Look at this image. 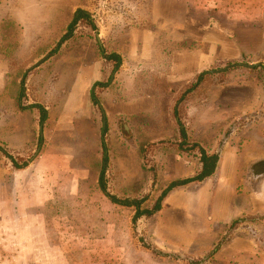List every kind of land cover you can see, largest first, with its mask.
I'll list each match as a JSON object with an SVG mask.
<instances>
[{"label": "rangeland", "instance_id": "obj_1", "mask_svg": "<svg viewBox=\"0 0 264 264\" xmlns=\"http://www.w3.org/2000/svg\"><path fill=\"white\" fill-rule=\"evenodd\" d=\"M15 4L25 10L26 21L29 19L26 25L18 15L17 22L8 19L7 9ZM77 8L88 11L98 29L89 30V22L82 19L74 38L60 45L68 31L71 12ZM0 17V52L6 54L5 59H0V72L13 75L22 68H27V72L36 71L37 74L28 78L27 85L32 88L40 82V93L32 88L26 98L34 102L40 99V103L50 106L53 112L61 106L60 102H55V94L58 93L59 100L60 93L65 99L72 86L71 73L79 65L74 59L78 54L80 59L85 58L83 54L91 51L87 40H95L97 33L105 51L122 53L129 71L137 70L145 90L151 86L150 81L155 80V55H159L156 58L158 71L163 72L168 66L164 57L173 50L190 45L192 50H205V40L216 37L235 40V33L250 34L254 43L260 37L264 39V0H0ZM23 32L32 41L30 61H24L27 51L15 45ZM238 49V58L210 65V71L223 70L222 76L207 77V83L199 85L201 92L199 88L193 89L181 106L180 115L187 125L190 118L194 121L206 112L209 119L218 120L217 123L207 122L202 148L218 154L225 150L236 152L241 169L237 191L239 199H245L240 191L241 182L253 179L248 167L259 159L253 155L264 152V50L253 48L249 52L240 45ZM19 81L20 77H0V88L6 86V91L0 94V113H3L0 138L1 131L8 132L10 122L11 136L16 123L30 126L28 129L32 127L27 147L9 148L7 142L0 141V264H264V237L256 238L262 253L240 252L231 260L221 261L213 252L223 239L216 227L212 232L209 229L208 233L197 235L196 241L184 247L183 229H176L175 244L172 240L168 242L170 235L163 232L165 226L163 231L157 232V210L133 220L136 212L133 206L117 204L100 190L94 172L98 168L94 162L97 166L99 157L93 158L90 164L89 160L85 162V178L74 182L72 189L69 164L72 147L65 155L57 150L51 154L66 161L62 166L46 165L48 174L58 170L57 174H51L55 182L50 180L51 175L46 177L47 173H43L42 182L32 180L35 169L39 168V125L34 110L27 114L17 111V90L14 88L9 95L7 93V89L17 86ZM234 87L256 88L259 92L256 106L242 111L233 108L229 94L223 102L230 103L229 108L211 110L221 89ZM197 123L190 128L199 138L204 127ZM141 124L146 123L143 120ZM118 125H113L116 133L108 144L111 142L115 153H118L116 150L138 149L140 174L137 181L121 183L113 161L112 174L108 170L105 176L107 192L120 201H141V209L150 211L163 191L155 186L160 162L155 158V142L145 141L140 146L135 126L129 124L130 132L125 135ZM194 148L192 156L197 152ZM160 149H168V146L161 145ZM112 160L119 162L116 156ZM13 161L21 168L34 162L29 170L31 175L19 174ZM45 163L42 159L41 165ZM257 180L255 177V182ZM244 217L247 216L238 219L244 220Z\"/></svg>", "mask_w": 264, "mask_h": 264}, {"label": "crops", "instance_id": "obj_2", "mask_svg": "<svg viewBox=\"0 0 264 264\" xmlns=\"http://www.w3.org/2000/svg\"><path fill=\"white\" fill-rule=\"evenodd\" d=\"M15 5L7 9L8 19L17 22L16 15H18L26 25L29 19L26 21L28 17L24 15L25 10L19 5H16L18 8H15ZM19 8L22 11H19ZM77 9L71 12L67 30ZM84 11L88 15L90 14L88 11ZM80 23L81 21L76 23L70 37L66 40L61 38L60 45L71 37L74 38L73 34ZM87 25L91 31L98 29L92 21ZM243 30L245 31V29ZM263 33L264 31L262 35ZM22 35L15 41V45L20 47L23 52L27 51L26 54L28 55H25L24 61H30L32 41L25 36L24 32ZM235 37L236 41L234 38L228 37L205 40V50H192L191 45L173 50L171 54L169 53L164 57L168 66L163 72L158 71L156 58H159V55L158 57L155 55V80L152 79L150 81L151 86L145 90L143 81L138 78L137 70L129 71L122 53L105 51L104 42L97 33L95 40H87L91 51L88 50L87 55L83 54L85 58L80 59L81 55L78 54L76 56L78 58L74 59L77 63L79 62V65L71 73L73 82L66 92L65 99L61 93L62 98L60 100L57 97L58 93L55 94V102L61 103L60 108H58L59 111L56 109L58 113L51 111L47 104L40 103V99L34 102L29 101L30 98H26L32 88L40 93V82L38 86H32V88L27 85L28 78L37 74L36 71L27 72V68L24 70L22 68V71L20 70L18 74L13 75L0 72V77H20L18 85L8 88L7 93L9 95V91L11 89L14 91L15 88L17 90L15 97L17 111L20 114H27L34 110L38 119L37 149L39 158L37 164L39 162V168L35 169L32 180L42 182L43 173H47L46 177L57 174L58 170L48 174L46 165L56 163L57 166H62L63 163L66 165V161L53 157L56 156L51 155L54 154L53 150L65 155L72 147L71 161L69 162L72 168V189H74V182L85 178L87 169L85 162L89 160L90 164L94 162L93 158L98 159L99 157L97 166L94 162L95 167H98L94 171L96 181L99 186V177L103 172L105 190L102 191L100 186L99 188L111 199L112 196L107 192L108 185L105 176L108 170L112 174L111 163L113 161L117 165L116 172L121 183L137 181L140 174L138 149L116 150L118 153H115L111 142L108 144V141H112L111 136L116 133L113 126L115 124H119L118 127L120 126L126 133L125 135L130 132L129 124L135 126L136 139L140 146L145 141L155 142V158L160 159L157 177H155V186L158 189L164 190L172 181L193 177L199 173L202 168L199 147H203L202 139L207 133V122L211 120L217 123L218 120L216 118L209 119L206 112L203 117L194 121H191L190 118L187 125L181 118L180 108L192 91L198 88L200 92L203 90L199 85H205L207 77L222 76L223 70L210 71L208 68L216 61L238 58L240 55L238 45L249 52L253 48L259 49V51L264 50L263 37H260L255 43L251 42V35L245 32L235 33ZM5 58L6 54L0 52V59ZM211 72L215 74L208 75ZM3 91H6V86H1L0 94ZM229 94H231L230 98L233 99V108L242 111L253 109L256 106L259 92L256 88L221 89L219 98L211 105V110L229 108L230 103H223L225 96L229 97ZM40 108L45 113L42 122L40 121ZM192 108L196 109V105H193ZM2 114L0 113V116ZM9 114H11L10 111ZM143 120L146 124L142 126L141 121ZM197 122L201 125H198ZM196 123L198 126L204 127V132H199L201 134L197 136L199 138H196L190 128ZM8 126L7 133L1 131L3 135L0 141L7 142L9 148L14 145L15 148L27 147L31 142L29 134L32 135V127L28 129L30 126L25 127L21 122L16 123L13 136H11V122L8 123ZM148 127L150 128L148 129ZM181 127L185 131V137L181 134ZM22 133L25 135L22 136ZM192 144L197 145L194 148L197 149L195 156L191 154ZM161 145L168 146V149L161 150ZM205 152L207 155L216 154L218 156L215 171L202 181L195 180L173 188L162 198L160 208L155 210L159 214L157 232L163 231L162 228L165 226L163 232H167V235L171 236V239L168 236V242L175 244L176 229H183L185 231L183 246L187 247L193 240L196 241L197 235L208 233L209 229L212 232L216 227L221 234L219 235L223 239L225 237V240L218 241L219 248L213 250L217 259L221 261L231 260L234 255L240 252L262 253L256 238L264 237V152L253 155L259 159L255 162L252 161L254 163L251 162V166L248 167V173L254 176L253 179L251 178V181L245 179L241 182L240 191H242L245 199H239L240 193L237 191V185H239L237 177L241 169L236 152L228 150L219 154L206 150ZM114 156L117 157V160L119 159V162L116 163L115 160H112ZM42 159H45V166L41 165ZM33 164L34 162L23 166L17 172L31 175L29 170L34 166ZM255 177L258 179L256 182ZM53 179L54 176L51 175L50 180L55 182L56 180ZM39 185L40 189L42 183ZM240 213L247 217H244V220H239L238 218L243 216H240ZM225 234L227 235L225 236Z\"/></svg>", "mask_w": 264, "mask_h": 264}, {"label": "trees", "instance_id": "obj_3", "mask_svg": "<svg viewBox=\"0 0 264 264\" xmlns=\"http://www.w3.org/2000/svg\"><path fill=\"white\" fill-rule=\"evenodd\" d=\"M81 19L87 20L88 22H91L90 16L88 15L87 12H85L82 9H77L75 11V13L73 14V18H72V20L68 26V31H67L66 35L63 37V40H66L68 37L71 36L74 26ZM40 116H41L40 121L42 122L45 118V113H44V110L41 108H40ZM181 134L183 135V137H185V131L183 130L182 127H181ZM196 146L197 145L192 144L193 148ZM199 151L201 153V162H202L201 171L199 173H197L196 175H194L193 177H189V178H185L182 180L170 182L167 185V187L161 192V194H160L159 198L157 199L152 210L149 211V210L141 209V201H137V200L120 201V200H117L115 197H111V200L117 204H120V205L133 206L136 210L133 220L139 218L140 216H142L144 214H147V215L152 214L153 211L158 210L160 208V201L170 190H172L173 188H175L177 186H183V185L188 184L189 182H192L195 180L196 181H202L206 177L210 176L215 171L216 164L218 162V156L216 154L207 155L205 150L200 148V147H199ZM13 165H15V167L21 168V167L17 166L14 161H13ZM103 176H104L103 172H101V175L99 177V186H100L102 191L105 190V185H104L105 183H104V177ZM214 250H216V249H214Z\"/></svg>", "mask_w": 264, "mask_h": 264}, {"label": "water", "instance_id": "obj_4", "mask_svg": "<svg viewBox=\"0 0 264 264\" xmlns=\"http://www.w3.org/2000/svg\"><path fill=\"white\" fill-rule=\"evenodd\" d=\"M237 65H240V66H246V67H253L254 65H252V64H237Z\"/></svg>", "mask_w": 264, "mask_h": 264}, {"label": "bare ground", "instance_id": "obj_5", "mask_svg": "<svg viewBox=\"0 0 264 264\" xmlns=\"http://www.w3.org/2000/svg\"><path fill=\"white\" fill-rule=\"evenodd\" d=\"M27 212H29V211H27Z\"/></svg>", "mask_w": 264, "mask_h": 264}, {"label": "flooded vegetation", "instance_id": "obj_6", "mask_svg": "<svg viewBox=\"0 0 264 264\" xmlns=\"http://www.w3.org/2000/svg\"><path fill=\"white\" fill-rule=\"evenodd\" d=\"M82 20V19H81ZM80 21V20H79Z\"/></svg>", "mask_w": 264, "mask_h": 264}]
</instances>
